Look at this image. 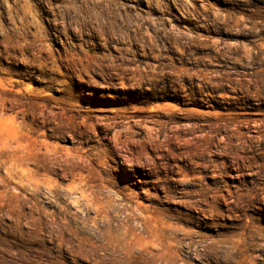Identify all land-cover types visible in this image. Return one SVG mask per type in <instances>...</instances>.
<instances>
[{"label":"rangeland","instance_id":"374dc122","mask_svg":"<svg viewBox=\"0 0 264 264\" xmlns=\"http://www.w3.org/2000/svg\"><path fill=\"white\" fill-rule=\"evenodd\" d=\"M0 264H264V0H0Z\"/></svg>","mask_w":264,"mask_h":264}]
</instances>
